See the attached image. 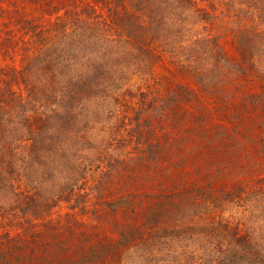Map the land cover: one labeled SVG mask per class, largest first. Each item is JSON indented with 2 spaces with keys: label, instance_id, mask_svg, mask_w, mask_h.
Returning <instances> with one entry per match:
<instances>
[{
  "label": "trees",
  "instance_id": "trees-1",
  "mask_svg": "<svg viewBox=\"0 0 264 264\" xmlns=\"http://www.w3.org/2000/svg\"><path fill=\"white\" fill-rule=\"evenodd\" d=\"M0 264H264V0H0Z\"/></svg>",
  "mask_w": 264,
  "mask_h": 264
},
{
  "label": "rangeland",
  "instance_id": "rangeland-1",
  "mask_svg": "<svg viewBox=\"0 0 264 264\" xmlns=\"http://www.w3.org/2000/svg\"><path fill=\"white\" fill-rule=\"evenodd\" d=\"M163 71L162 70H159V74L162 73ZM186 81L188 82L189 81V84H191L190 80L189 79H186Z\"/></svg>",
  "mask_w": 264,
  "mask_h": 264
}]
</instances>
